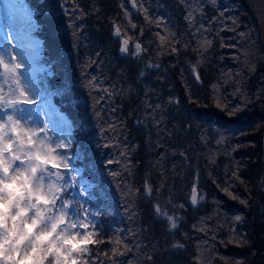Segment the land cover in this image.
<instances>
[{
  "label": "trees",
  "instance_id": "obj_1",
  "mask_svg": "<svg viewBox=\"0 0 264 264\" xmlns=\"http://www.w3.org/2000/svg\"><path fill=\"white\" fill-rule=\"evenodd\" d=\"M129 1L26 0L45 68L23 77L66 117L67 194L104 240L93 261L264 264L262 0Z\"/></svg>",
  "mask_w": 264,
  "mask_h": 264
},
{
  "label": "clouds",
  "instance_id": "obj_2",
  "mask_svg": "<svg viewBox=\"0 0 264 264\" xmlns=\"http://www.w3.org/2000/svg\"><path fill=\"white\" fill-rule=\"evenodd\" d=\"M17 65L0 55V264H97L100 230L67 194L70 145L16 112L32 101Z\"/></svg>",
  "mask_w": 264,
  "mask_h": 264
},
{
  "label": "rangeland",
  "instance_id": "obj_3",
  "mask_svg": "<svg viewBox=\"0 0 264 264\" xmlns=\"http://www.w3.org/2000/svg\"><path fill=\"white\" fill-rule=\"evenodd\" d=\"M264 0L261 1L259 7H264ZM15 0H0V55H4L5 58L13 63H18L23 65L18 71L21 74L27 90L31 95L32 103H26L21 107L16 109V112L22 119H29L32 122L40 125H47L49 132L56 138L66 140L64 137H59L56 135L60 130L65 129V116L57 115L50 104L45 103L33 104L37 100L46 94L51 93L43 92L38 87L37 81H29L26 77H23V73L29 69L31 66L33 69L39 65L37 63V56L40 52L38 48L37 37L35 36V29L37 28V23L34 19V14L31 13L30 9L26 14H20L12 7ZM128 51L132 54L135 53V46L129 47ZM41 53V52H40ZM15 57V59H12ZM44 64V63H40ZM31 67V68H32ZM42 68V65L39 67ZM30 71V70H29ZM33 72V71H32ZM3 113H0V118H2ZM61 126H60V124ZM73 174L79 173L76 168Z\"/></svg>",
  "mask_w": 264,
  "mask_h": 264
},
{
  "label": "snow or ice",
  "instance_id": "obj_4",
  "mask_svg": "<svg viewBox=\"0 0 264 264\" xmlns=\"http://www.w3.org/2000/svg\"><path fill=\"white\" fill-rule=\"evenodd\" d=\"M131 3H132L133 7H136L137 0H131ZM12 7L16 10V12H18V13L23 15V14L28 13L30 6L27 5L26 0H15V2L12 4ZM125 14L127 15V13H125ZM191 18H192V14L191 13H188V15H186V17H185V19H187V20H191ZM133 27H135V25H133ZM114 32H115L116 36H119L120 33H121L120 27L116 26L115 29H114ZM157 36L159 38L161 46L169 44V43H171L172 40L176 39L175 35H172L171 37H169V36L161 34L159 32L157 33ZM122 43H123V46L121 48V51H126L127 52L128 51V47L127 46L129 44V40L128 39H124ZM210 43H211L210 41H204V42H202L201 47H203L205 44H210ZM186 46L187 45H185V47ZM177 50L178 49H177L176 46L171 47V51L172 52H176ZM140 52H141V44L140 43H136V45H135V53L134 54H139ZM12 59H15V57H13ZM16 67L17 68H21V67H23V65L18 64ZM193 70H195V69H193ZM196 79L197 80L200 79L199 75L196 76ZM216 87H217L216 85H213V88H216ZM104 91L107 92L108 90L104 89ZM29 103H32V101H29ZM217 106H219V101H217ZM145 189L147 191H151V188L148 185H145ZM225 191H227V189H225ZM201 199H203V197H201ZM233 199H236V197H233ZM197 202H198L197 188H196V186L194 184L192 189H191V200H190V203L192 205H196ZM241 202H243V201H241ZM156 211H157V213L160 212V209H159L158 206L156 208ZM167 219L171 222V225H172L171 227L172 228H175L177 226L176 222H175V219L173 217L168 216ZM237 219H239V216H237ZM120 243H121V241L118 239L116 244L119 245ZM112 249H113L114 253L117 252V248L116 247H113Z\"/></svg>",
  "mask_w": 264,
  "mask_h": 264
},
{
  "label": "water",
  "instance_id": "obj_5",
  "mask_svg": "<svg viewBox=\"0 0 264 264\" xmlns=\"http://www.w3.org/2000/svg\"><path fill=\"white\" fill-rule=\"evenodd\" d=\"M129 3H130L131 8L133 9V11H134V12H137V11H138V7H137V5H136V7H133V6H132V3H131V0L129 1ZM122 42H123V40H122ZM122 46H123V43L121 44V48H122ZM126 53H127V52H122V51H121V54H123V55L126 54Z\"/></svg>",
  "mask_w": 264,
  "mask_h": 264
}]
</instances>
